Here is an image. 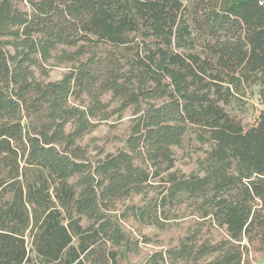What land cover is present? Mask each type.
<instances>
[{
	"label": "trees",
	"instance_id": "1",
	"mask_svg": "<svg viewBox=\"0 0 264 264\" xmlns=\"http://www.w3.org/2000/svg\"><path fill=\"white\" fill-rule=\"evenodd\" d=\"M126 111L121 145L89 149ZM188 136L205 148L185 173ZM258 254L264 0H0V264Z\"/></svg>",
	"mask_w": 264,
	"mask_h": 264
},
{
	"label": "rangeland",
	"instance_id": "2",
	"mask_svg": "<svg viewBox=\"0 0 264 264\" xmlns=\"http://www.w3.org/2000/svg\"><path fill=\"white\" fill-rule=\"evenodd\" d=\"M67 65L54 66L49 70L48 80L60 79L67 73ZM251 103H256V96L249 99ZM130 113L126 111L121 118L113 117L107 122L97 124L90 133L84 137V142L88 143L89 149H94L95 146L103 147L105 150H114L115 147L121 145L120 137L126 132ZM205 146H200L192 136H188L183 142L182 150L177 151L176 166L188 173L197 169L196 161L202 157V149ZM144 232H152V228L142 229ZM157 249L155 245L144 247L143 252ZM134 264H141V258L136 257ZM252 264H264V254L255 256Z\"/></svg>",
	"mask_w": 264,
	"mask_h": 264
}]
</instances>
